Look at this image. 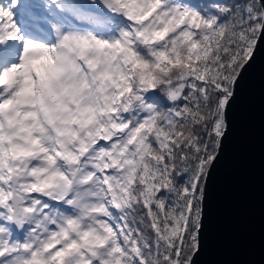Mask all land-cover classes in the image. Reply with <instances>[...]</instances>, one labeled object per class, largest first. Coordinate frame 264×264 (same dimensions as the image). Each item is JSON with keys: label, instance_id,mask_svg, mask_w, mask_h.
Wrapping results in <instances>:
<instances>
[{"label": "snow or ice", "instance_id": "1", "mask_svg": "<svg viewBox=\"0 0 264 264\" xmlns=\"http://www.w3.org/2000/svg\"><path fill=\"white\" fill-rule=\"evenodd\" d=\"M261 31L264 0H0V264H191Z\"/></svg>", "mask_w": 264, "mask_h": 264}, {"label": "water", "instance_id": "2", "mask_svg": "<svg viewBox=\"0 0 264 264\" xmlns=\"http://www.w3.org/2000/svg\"><path fill=\"white\" fill-rule=\"evenodd\" d=\"M224 119L203 177L191 264H264V31L240 70Z\"/></svg>", "mask_w": 264, "mask_h": 264}, {"label": "trees", "instance_id": "3", "mask_svg": "<svg viewBox=\"0 0 264 264\" xmlns=\"http://www.w3.org/2000/svg\"><path fill=\"white\" fill-rule=\"evenodd\" d=\"M190 0H184V3H189ZM192 3H197L199 6L203 7V5L207 2H210V0H191ZM203 182V176L201 177L200 183L202 184ZM197 193L199 194V185L197 187ZM193 230H195L193 228Z\"/></svg>", "mask_w": 264, "mask_h": 264}, {"label": "rangeland", "instance_id": "4", "mask_svg": "<svg viewBox=\"0 0 264 264\" xmlns=\"http://www.w3.org/2000/svg\"><path fill=\"white\" fill-rule=\"evenodd\" d=\"M3 2L6 4L7 3V0H3Z\"/></svg>", "mask_w": 264, "mask_h": 264}]
</instances>
